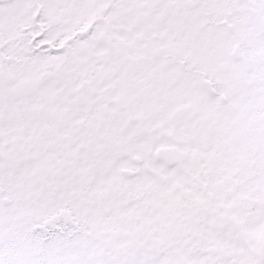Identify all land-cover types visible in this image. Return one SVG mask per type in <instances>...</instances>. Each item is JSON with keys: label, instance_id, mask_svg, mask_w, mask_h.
<instances>
[{"label": "snow or ice", "instance_id": "obj_1", "mask_svg": "<svg viewBox=\"0 0 264 264\" xmlns=\"http://www.w3.org/2000/svg\"><path fill=\"white\" fill-rule=\"evenodd\" d=\"M0 264H264V0H0Z\"/></svg>", "mask_w": 264, "mask_h": 264}]
</instances>
